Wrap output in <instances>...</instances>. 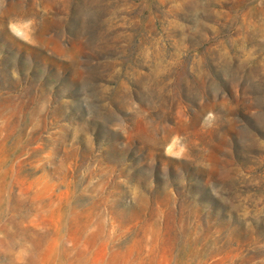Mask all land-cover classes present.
Listing matches in <instances>:
<instances>
[{
	"label": "rangeland",
	"instance_id": "obj_1",
	"mask_svg": "<svg viewBox=\"0 0 264 264\" xmlns=\"http://www.w3.org/2000/svg\"><path fill=\"white\" fill-rule=\"evenodd\" d=\"M0 264H264V0H0Z\"/></svg>",
	"mask_w": 264,
	"mask_h": 264
}]
</instances>
